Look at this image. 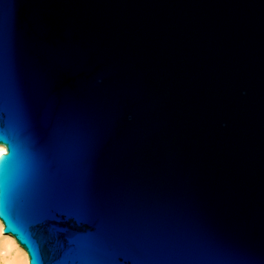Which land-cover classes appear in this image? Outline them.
<instances>
[{"label": "water", "instance_id": "water-1", "mask_svg": "<svg viewBox=\"0 0 264 264\" xmlns=\"http://www.w3.org/2000/svg\"><path fill=\"white\" fill-rule=\"evenodd\" d=\"M0 112L42 243L264 264V0H0Z\"/></svg>", "mask_w": 264, "mask_h": 264}, {"label": "snow or ice", "instance_id": "snow-or-ice-1", "mask_svg": "<svg viewBox=\"0 0 264 264\" xmlns=\"http://www.w3.org/2000/svg\"><path fill=\"white\" fill-rule=\"evenodd\" d=\"M6 126L3 113L0 112V130ZM22 132L26 133L25 127ZM20 148L21 144L16 136L11 139V142L8 138L0 140V163L13 157L14 152L19 153ZM58 216L74 219L65 214ZM46 220L37 219L33 215L32 203L26 186L23 183L14 184L9 190L6 214L0 217V225H6L7 233L15 236L27 250L30 257L28 264H87L85 261L76 259L79 248L72 245L83 242L90 229L68 230L60 228L62 229L63 243L54 237L53 240L44 244L33 231V228L36 224L44 223ZM77 221L79 222V220ZM49 232L51 233V228H49Z\"/></svg>", "mask_w": 264, "mask_h": 264}, {"label": "bare ground", "instance_id": "bare-ground-1", "mask_svg": "<svg viewBox=\"0 0 264 264\" xmlns=\"http://www.w3.org/2000/svg\"><path fill=\"white\" fill-rule=\"evenodd\" d=\"M29 259L26 249L0 225V264H28Z\"/></svg>", "mask_w": 264, "mask_h": 264}]
</instances>
